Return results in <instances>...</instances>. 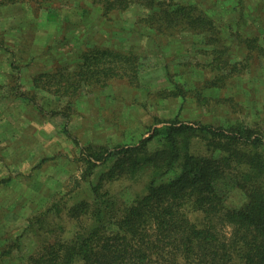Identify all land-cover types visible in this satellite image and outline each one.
<instances>
[{"label":"rangeland","instance_id":"1","mask_svg":"<svg viewBox=\"0 0 264 264\" xmlns=\"http://www.w3.org/2000/svg\"><path fill=\"white\" fill-rule=\"evenodd\" d=\"M176 1L196 6L214 29L158 34L139 21L148 13L140 5L106 18L86 0H0V180L7 179L0 185V264H30L42 240L77 231L84 218L68 211L92 200L106 170H87L91 144L133 145L175 118L264 128V0ZM92 48L136 54L143 64L137 83L113 78L59 95L66 68L73 75ZM77 83L75 76L72 88ZM120 175L102 190L126 204L146 194L150 166ZM244 201L233 187L225 205ZM191 208L188 218L199 223L203 214ZM47 210L42 230L50 233L43 234Z\"/></svg>","mask_w":264,"mask_h":264},{"label":"trees","instance_id":"2","mask_svg":"<svg viewBox=\"0 0 264 264\" xmlns=\"http://www.w3.org/2000/svg\"><path fill=\"white\" fill-rule=\"evenodd\" d=\"M86 1L106 18L140 5L148 13L139 21L158 34L214 29L213 21L196 6L176 0ZM80 60L73 75L69 68L62 74L67 86L63 92L56 90L59 95L70 97L81 87L113 78L135 83L143 68L136 54L115 49L92 48ZM225 64L233 69L240 63ZM75 76L79 83L72 93ZM52 85L43 87L54 92ZM88 150L87 170L99 165L106 170L92 188V200L75 204L68 211L71 218L84 220L69 238L42 240L39 254L31 256L30 264H264L261 126L175 118L156 125L136 144H91ZM126 156L132 158L120 161L114 170L112 164ZM144 166L151 167L152 176L141 198L126 204L118 193L102 190L103 182L119 179L125 169L127 174H135ZM6 181L0 180V185ZM233 187L244 191L245 201L228 208L225 199ZM191 207L203 214L199 223L188 218ZM50 211L40 216V230L49 222Z\"/></svg>","mask_w":264,"mask_h":264}]
</instances>
